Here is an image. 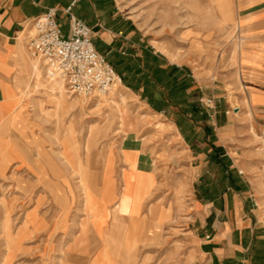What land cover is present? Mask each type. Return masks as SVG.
<instances>
[{"label":"rangeland","instance_id":"rangeland-1","mask_svg":"<svg viewBox=\"0 0 264 264\" xmlns=\"http://www.w3.org/2000/svg\"><path fill=\"white\" fill-rule=\"evenodd\" d=\"M114 2L133 27L145 35L151 49L161 53L165 60L186 63L184 66L188 73L203 79L204 83H225L231 96H236L237 90L244 94L252 84L257 83L261 72L256 68L243 66V62H250L251 52L248 48L264 44L258 38L251 37V28L244 24L246 18L241 20L234 17L233 0ZM253 56L255 58L259 55L254 53ZM43 69L46 73L44 65ZM59 79L63 80V85L57 83ZM47 81L51 84L38 82L29 89L31 100H34V96H39L43 98V102L29 105L30 137L25 136V140L19 137V140L27 148L28 154L35 158L38 155L34 146L36 143L30 144L32 133H35L39 137L44 158L59 165L58 175L64 177L67 183L60 184L62 186H53L48 180L41 183L36 168H24L18 172V163L0 176V264H3L9 248L15 256L12 264H60L59 259L49 258L44 254L45 237L33 238L39 233V217L28 215V212L38 207L39 194H43L46 199L41 207L43 209H40L45 214L43 229H47L49 223H54L63 232L58 235L61 245L56 250V255L60 256L62 253L64 256L70 250L82 253V247L86 244L85 234L94 221L91 219L92 223L89 225V215L84 207V196L76 172L79 161L92 172L89 182L94 189L104 192L109 177H112L115 184L117 199L109 202L104 198L108 202L104 203L103 198L97 195L93 215L95 217L96 213H100L98 211L107 210L108 225L105 223L100 226L98 235L102 239L117 241L118 247L103 249L110 251V258L114 255H126L128 264H206L205 258L199 256L201 240L207 238L206 228L210 225L209 218L199 204L205 202L204 199L201 200L204 190L201 188L203 185L198 184L195 179L190 144L181 130L170 124L164 115L154 112L145 100L132 93L125 85L117 84L108 95L90 97L71 93L64 79L58 76L48 75ZM231 84L235 89L231 90ZM59 98L66 105L57 117ZM214 99L213 95H206L205 101H202L207 108L211 106L212 114L216 108L212 104ZM234 106L239 108L231 110V116L237 117L238 134L229 144L239 160L240 172L244 174L247 172L246 166L252 164L251 155L257 153V160L254 162L259 164V168L254 171L259 177L255 203L261 210L264 223V133L258 135L256 131L247 129L249 120L244 118L245 108L238 98H233ZM58 120L63 129L71 128L69 140L64 139L63 133L58 135ZM89 140H98L90 152L86 149ZM70 143L74 144L70 147ZM125 143H129L126 147L131 146L130 144L141 147L143 169L134 181L124 172H128L132 162L138 160L139 152L124 148ZM103 147L110 150V162H106L103 157ZM255 147L258 151L251 153ZM106 167L110 175H104V178ZM48 173L50 177H54L52 172ZM20 179L23 180L22 183L19 182ZM66 185L74 190H71L72 201L66 194ZM121 192L124 193V205L122 202L121 217L118 220L123 227L114 233L112 227L110 232L105 233L104 229L109 225L113 226L114 212ZM157 204L162 208L168 205L172 215L168 212L170 217L161 216L162 221L155 224L153 209ZM64 210H67V215H63ZM134 211L139 219L135 226L131 224L136 231L130 236L128 232H122V229H128L129 226L125 223H131L130 214ZM44 218H40L41 222ZM63 219L65 220L62 221ZM23 222L26 230L30 229L29 238H33L26 241V249L22 248ZM153 223L156 228L150 226L145 232L138 231L140 227L143 229L146 224ZM69 225L82 231H78L77 238L73 239L78 250L74 246L69 247L72 238L69 236ZM89 244L95 254L98 248L96 240ZM50 245L53 243L47 245V251L54 250ZM62 246L66 248L61 249ZM41 256L45 258L42 259Z\"/></svg>","mask_w":264,"mask_h":264},{"label":"crops","instance_id":"crops-1","mask_svg":"<svg viewBox=\"0 0 264 264\" xmlns=\"http://www.w3.org/2000/svg\"><path fill=\"white\" fill-rule=\"evenodd\" d=\"M74 1V14L93 29L96 48L115 67L122 78V86L125 85L132 93L145 100L154 112L168 118L170 124L180 129L190 144L195 179L198 184L203 185L201 188L204 190L201 200L204 199L205 202L199 204L210 223L206 228L207 238L201 240L199 256L205 258L206 264H264V223L261 210L255 203L259 176L254 169L259 168V164L254 162L257 160V153L254 155L253 152H257L258 148L250 151L253 153L252 164L246 166L247 172L244 174L240 172L239 160L229 144L238 134L237 117L231 116V110L239 108L233 107V98H238L245 108L244 118L249 120L247 129L256 131L258 135L264 133V46L259 44L248 48L251 52L250 62H243V66L256 68L261 72L257 83L252 84L244 94L237 90L236 96H231L225 83L214 81L213 84H206L203 79L188 73L186 63L165 60L161 53L151 49L145 35L133 27L119 11L114 0H0V176L18 163V172L24 168H36L41 183L47 180L56 185L67 183L64 177L58 175L59 165L44 158L39 137L35 133H32L30 142L36 143L34 146L38 155L35 158L28 154L19 137L23 140L25 136L30 137L29 105L43 102V98L39 96H34V100H31L29 89L38 82L51 84L47 81V73L43 71L41 58L35 56L28 47L29 33L34 21L49 8L58 9V19L68 32L69 18L64 9ZM233 13L237 19L246 18L244 24L251 28V37L258 38L264 44V0H233ZM254 53L259 56L254 58ZM232 86L234 85L231 84V90L235 89ZM206 95H213L215 98L212 103L216 107L214 114L210 107L207 108L202 103ZM126 144L129 143H125L124 148ZM130 145L126 148L138 150V167L143 169L141 147ZM67 166L71 168V165ZM48 172H52L54 177H50ZM64 188L72 201L70 191L73 189L68 185ZM37 198L38 207L29 211L28 215L39 217V233L33 238L45 237L43 252L46 257H55L60 264H128L126 255H114L110 258V251L103 250L118 247L117 241L102 239L98 235L100 226L105 223L108 225L107 210L98 211L100 213L95 214L89 232H83L86 244L82 247L81 254L70 250L64 256L62 253L57 256L56 250L61 245L58 235L63 232L54 223H49L47 229H43L45 214L40 209H43L41 207L46 199L43 194H39ZM65 211L67 210L63 214L67 215L68 212ZM153 212L155 224L162 221L161 216L167 218L172 215L168 205L162 208L157 204ZM41 217L44 218L42 222ZM128 222L125 223L129 226L128 229H122V232L133 236L132 232L136 228ZM155 224H146L138 231L145 232L147 227H155ZM69 228V236L72 237L69 247L74 246L78 250L73 239L77 238V232L81 230L72 225ZM111 228L109 225L104 229L105 233L110 232ZM29 230H26L23 222V249L26 241L33 239L29 238ZM94 239L98 246L95 254L89 244ZM51 243L53 245L50 247L54 250L47 251V245ZM63 248L66 247L62 246L61 249ZM13 257L12 253L8 264H12Z\"/></svg>","mask_w":264,"mask_h":264},{"label":"built area","instance_id":"built-area-1","mask_svg":"<svg viewBox=\"0 0 264 264\" xmlns=\"http://www.w3.org/2000/svg\"><path fill=\"white\" fill-rule=\"evenodd\" d=\"M75 4L64 9L69 18L68 32L58 19V9L49 8L34 21L28 47L41 58L46 73L64 79L71 93L108 95L122 78L96 48L93 29L74 14Z\"/></svg>","mask_w":264,"mask_h":264},{"label":"bare ground","instance_id":"bare-ground-1","mask_svg":"<svg viewBox=\"0 0 264 264\" xmlns=\"http://www.w3.org/2000/svg\"><path fill=\"white\" fill-rule=\"evenodd\" d=\"M63 80H58L57 83L59 85H63ZM123 97V95H122ZM60 100L58 101V106H57V111H56V116L59 117V112L60 110H62L65 105H66V102L59 98ZM123 100H125V97L122 98ZM122 117H123V114H122ZM58 127L60 129H58V135L59 134H65V138L66 140H69V137L71 136V128L69 127L68 129H63V125L61 124V121L58 120ZM69 136V137H68ZM98 140L95 141H90L87 142V145H86V149L88 152H90L93 148L94 145H96ZM74 143H70L68 144L70 147L73 145ZM75 148H78V147H75ZM111 149V148H110ZM102 154H103V157H105L106 159V162H110L111 160V153H110V150L109 149H106V147H103V150H102ZM140 170H142L140 167H138V160H135L134 162H132L131 166H130V170H128V172H124L125 175H128L129 179L131 181H134L135 179H137V175L138 173L140 172ZM76 172H77V175L79 177V182H80V189L81 191L83 192L82 195L84 196V207H85V210L88 211V215H89V225H91V219L92 221H94V209L96 207V201H95V197H97V195H99L101 197V199L103 200L104 203H108V202H105L104 201V198L106 200H108L109 202H113V200L116 198L115 197V191H114V187H115V184H114V181L112 179V177H109L108 179V183L106 182H103L105 183V191L104 192H101L100 190L98 189H94L93 188V184H91L89 181H90V177L93 175L91 171H88L81 163L80 161L78 162L77 164V169H76ZM104 175H110V172H109V169L106 167L104 169V173H103V177ZM105 178V177H104ZM123 179V178H122ZM105 180V179H103ZM23 180L20 179V183H22ZM124 183V182H123ZM104 185V184H103ZM53 186H56V184H53ZM58 186V185H57ZM60 188V187H58ZM102 188V189H103ZM61 189V188H60ZM95 190H97L95 192ZM61 192L63 193V189H61ZM71 192V191H70ZM74 193V192H73ZM75 194V193H74ZM72 195V198H73V194L71 193ZM117 199V198H116ZM123 199H124V193H120L119 194V197H118V202H117V206H116V209H115V212H114V221H113V233L114 232H117L120 230V227H123V225L121 226V223H120V220L119 217H121V208H122V202H123ZM132 200V199H131ZM60 204V203H59ZM107 205V204H106ZM109 205V204H108ZM115 207V206H114ZM12 208V207H11ZM64 215V214H63ZM169 216V215H168ZM44 217V216H43ZM138 215L136 214V211H134L133 213L130 214V222L133 226H135V223L137 222V219H138ZM164 217V216H163ZM65 219H63L62 221H64ZM10 222V221H9ZM59 224V223H58ZM57 224V225H58ZM93 225V224H92ZM91 225V226H92ZM90 226V227H91ZM19 231V230H18ZM22 231V230H21ZM20 232V231H19ZM21 234V233H20ZM27 234V233H26ZM119 235V234H118ZM26 236V235H25ZM114 237V235H113ZM8 238V237H7ZM115 238V237H114ZM137 238V237H136ZM138 239V238H137ZM14 240V239H13ZM9 246V245H7ZM11 254H12V250H10V248L8 249V253H7V256L5 257L4 259V262L3 264H8L9 263V260H10V257H11Z\"/></svg>","mask_w":264,"mask_h":264}]
</instances>
